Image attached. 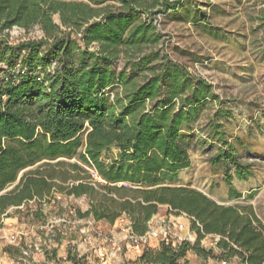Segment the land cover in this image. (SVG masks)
<instances>
[{"label": "trees", "instance_id": "16d2710c", "mask_svg": "<svg viewBox=\"0 0 264 264\" xmlns=\"http://www.w3.org/2000/svg\"><path fill=\"white\" fill-rule=\"evenodd\" d=\"M181 3L0 0V33L35 25L43 32L17 43L0 36V216L63 191L88 197L79 217L113 223L125 215L131 231L142 235L166 205L168 213L190 218L195 241L147 247L138 264H187V251L206 256L212 253L200 247L206 235L217 237L222 260L264 264V223L251 206L220 204L173 183L190 164L188 133L208 102H216L207 121L216 144L209 160L223 170L230 197L241 196L230 170L247 178L252 166L237 155L243 139L228 138L221 119L230 111L214 85L166 50L157 16ZM80 163L103 182L88 180Z\"/></svg>", "mask_w": 264, "mask_h": 264}, {"label": "rangeland", "instance_id": "374dc122", "mask_svg": "<svg viewBox=\"0 0 264 264\" xmlns=\"http://www.w3.org/2000/svg\"><path fill=\"white\" fill-rule=\"evenodd\" d=\"M53 19L59 22L57 15ZM156 21L170 56L214 85L230 111L229 117L221 119L228 138L232 142L234 136L243 139L237 155L243 162L252 163L247 178L230 170L232 184L241 194L230 197L223 170L214 169L209 160L216 144L208 139L207 121L216 102H208L188 133L190 164L179 171L174 185L196 188L220 204L251 206L264 223V0H182L178 9L158 15ZM42 35L38 25L28 30L14 26L0 33L10 43ZM116 152L113 148L109 156ZM80 164L86 170L81 174L93 178L88 180L103 182L92 168ZM24 170L3 192L14 186ZM53 194L50 202L39 205L30 200L9 207L0 216V264H138V256L147 247L176 244L179 236L191 243L196 238L190 219L168 213L166 205L158 207L150 222L149 231L156 235L149 233L146 242H133L128 237L125 215L113 223L79 217L76 211L87 210L88 197L55 190ZM179 222L182 228H178ZM216 240L213 235L203 237L200 247L212 248V253L203 256L187 251V264H242L237 257L222 260Z\"/></svg>", "mask_w": 264, "mask_h": 264}, {"label": "built area", "instance_id": "2783aa9c", "mask_svg": "<svg viewBox=\"0 0 264 264\" xmlns=\"http://www.w3.org/2000/svg\"><path fill=\"white\" fill-rule=\"evenodd\" d=\"M179 214L185 215L188 219H190L185 213H179ZM150 222H149V225H148V230L144 234H142V235H137V234L133 233L131 231V229H130V226H129V235H128V237L130 238V240H132L133 242H146V239H147V236L149 235V233L151 235L155 236L156 235V232H150L149 231ZM164 225H166V224H164ZM177 226H178V228H182L183 227V223L182 222H179ZM10 238L11 239H14L15 236L13 234H11ZM185 240H187V239L186 238L183 239L182 237L179 236L178 239H177V241H176V244H178V243H180L182 241H185ZM176 244H173V246H175Z\"/></svg>", "mask_w": 264, "mask_h": 264}]
</instances>
